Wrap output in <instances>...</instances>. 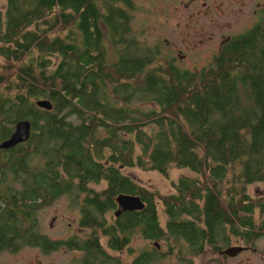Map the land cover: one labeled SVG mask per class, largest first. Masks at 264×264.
Instances as JSON below:
<instances>
[{
    "label": "trees",
    "instance_id": "trees-1",
    "mask_svg": "<svg viewBox=\"0 0 264 264\" xmlns=\"http://www.w3.org/2000/svg\"><path fill=\"white\" fill-rule=\"evenodd\" d=\"M1 1L0 142L19 120L32 128L26 142L0 149V252L51 244L82 250L72 264H125L100 242L101 231L112 250L126 240L105 223H90L99 235L88 239L49 241L40 212L66 194L76 206L87 194L91 220L114 209L121 193L143 198V210L128 215L151 239L164 236L161 199L167 233L186 242L185 253L189 246L200 254L227 227L239 234L241 199L222 195L232 183L264 182V14L191 71L160 60L161 49L133 32L134 0ZM41 98L53 108L38 107ZM132 166L194 176L174 180V192L162 196L124 173ZM103 180V189L90 186ZM246 211L251 235H264V216L255 221L253 204Z\"/></svg>",
    "mask_w": 264,
    "mask_h": 264
},
{
    "label": "rangeland",
    "instance_id": "rangeland-1",
    "mask_svg": "<svg viewBox=\"0 0 264 264\" xmlns=\"http://www.w3.org/2000/svg\"><path fill=\"white\" fill-rule=\"evenodd\" d=\"M194 1V0H193ZM207 1L205 7L203 2ZM136 9L133 12V32L146 45L158 46L160 49V60L171 58L167 52L169 47L174 44L179 45L180 50L175 51L177 58L180 53H185L190 48L195 39L199 40V46L196 52L191 54L188 63L189 67L208 64L212 57L219 51V40L224 37L242 33L254 24L258 14L254 9L257 0H198L194 3L190 0H134ZM188 3V5H187ZM192 3V4H191ZM216 4L222 5L220 13L215 9ZM264 4V0L263 3ZM6 5L5 1L0 2V9ZM203 11L201 16H197V11ZM201 38H208L207 43L200 41ZM175 47V46H174ZM173 57V56H172ZM3 59H1L2 61ZM182 65V62L179 64ZM147 108V106H144ZM124 173L145 188L157 190L162 196L174 192L172 182L180 177L194 176L189 168H171L167 174L156 170H146L139 166L126 167ZM194 178V177H192ZM235 178H229L227 181H233ZM107 181L103 180L99 184L90 185L96 189H103ZM240 184L226 185L224 195L229 193H239ZM248 192L255 196L264 192V182H255L249 185ZM158 204V213L161 224L165 226L167 216L164 211L161 199ZM75 206V205H74ZM69 195H65L56 200L53 204L46 205L40 212V224L42 231L52 239H63L75 234L86 235L87 230L79 228L80 221L78 217V208L74 207ZM112 218H110L111 220ZM52 223V225H51ZM102 242L106 243V238L101 231ZM162 250L169 251V244L177 247L175 241L166 242L159 240ZM156 242L145 239L140 231H136L131 239L130 246L132 252L123 249L118 252L122 260L132 261L140 251L156 246ZM258 252L247 254L252 257L248 262L254 264H264L261 249H264V237L254 242ZM173 254H177L174 249ZM167 251V252H168ZM77 255L76 252L66 248H60L45 254L36 247H24L17 252L1 251L0 264H69ZM214 254L209 249L206 254V260H193L194 264H225L223 260H209ZM168 260H161L163 264H186L181 260H170L172 254H166ZM227 264H239V260H226ZM157 264V263H152Z\"/></svg>",
    "mask_w": 264,
    "mask_h": 264
},
{
    "label": "flooded vegetation",
    "instance_id": "flooded-vegetation-1",
    "mask_svg": "<svg viewBox=\"0 0 264 264\" xmlns=\"http://www.w3.org/2000/svg\"><path fill=\"white\" fill-rule=\"evenodd\" d=\"M192 1V3L198 1V0H190ZM257 4L255 6V13L258 14L257 19L254 21V24L256 22L259 21V19L261 18V16L264 14V4L263 0H257ZM243 2V0H242ZM191 3V4H192ZM188 5V3H187ZM207 5V1H204L202 6L205 7ZM222 8V5L216 4L215 9L217 10L218 13L222 14L220 12V9ZM197 16H201L203 11L201 9H199L197 12ZM253 24V25H254ZM252 25V26H253ZM251 26V27H252ZM250 28V27H248ZM247 28V29H248ZM229 37V36H227ZM224 37L223 39L219 40V46L222 45V43L224 42V40L227 38ZM201 42L203 43H207L209 40L208 38H201L200 39ZM199 40L195 39V41L192 43L190 48H187L185 53H180L179 56L180 58H183L186 63H188L189 58L191 57V54L196 52V47L199 46ZM175 46V47H174ZM162 50V49H161ZM180 50L179 45L174 44L172 47H169L167 49V52L172 55L171 58L173 60L176 61V63L179 65L182 62V65L180 66V68L183 69H187V70H199L201 69V67L205 66L206 63L202 64L201 66H197L194 63H192V65L194 67H189L185 64L184 60H180L179 58H177L176 54L174 53L175 51ZM181 51V50H180ZM240 192L237 194V199H241L239 207H238V227H239V234H230L229 233V228L227 227V232L228 235L227 237H222L220 239L217 240V242L214 243H207L206 241L204 242V249L200 254H193V252L190 251L189 246L186 247V252L182 251L181 246L186 245V242L184 240H179L176 241L174 238L169 237L170 235L167 233V223H168V215L167 216V220H166V224L165 226H163L161 224L160 218H159V213H158V204L160 201H157L156 203V207H157V217L159 220V224L160 227L162 228L163 232H164V236H162L161 238L158 239H151L149 237H147L144 234V222L141 219L137 220V223H134V219L132 215H128L129 212H134V211H140L143 209H124L122 206H120V204L118 203V201L115 199V208L114 209H100V215H96L95 218H89L87 217V215H90V209L87 208L85 200H86V193H82L79 195V206H73L78 208V217H79V221H80V225L79 228L81 230H87L86 235H79V234H75L80 236L83 239H88L91 237V234L93 232H95L96 234L99 235V233L97 231H92L90 228L93 224H101V223H105L106 227H112L117 231V235L121 240H125L124 243V247L120 250H112L109 246V236H105L104 238H106V243L104 244L102 242V237L99 235L100 238V242L103 246V248L109 252L114 254L115 256L119 257L121 259V257L118 255V252L123 250V249H127L129 252L133 251V248L130 246V239L132 237V235L136 232V231H140V233L142 234V236L147 239V240H151V242H156V246L145 249L143 251H140L137 256L130 262L122 260V262H124L125 264H152V263H157V264H163L161 263V260H168L166 254H172L170 260H181L182 262L186 263V264H194L193 260H206V254L207 251L210 249L211 252L214 254L209 260H223L225 261V264H227L226 260H239V264H254L251 262H248L247 260H252V257L249 254H253L255 252H258L257 247L254 245V242L257 241L258 239L264 237V235L262 233H260V231L258 230V228L254 229L255 234L251 235L250 232V227H248V225L246 224V220L247 217H249V213L246 211V206L249 204H253L255 205V212L253 214V217L255 219V221L260 222L261 219L263 218V214L261 213V206L264 205V192L261 194H257L255 196H252L249 192H248V188L249 185L247 186L240 184ZM67 195V194H66ZM65 196V195H63ZM229 199V194L226 195H222V200H228ZM141 200L145 203L146 202L143 200V198H141ZM54 203V202H53ZM51 203V204H53ZM231 211V210H230ZM232 212V211H231ZM104 215L105 218H101V216ZM110 218H112L110 220ZM90 223H92V225H89ZM52 225V223H51ZM249 231V232H248ZM124 233H126L124 235ZM72 236H68L67 238H63V239H52L49 235H47L49 241H52L53 243H56V241H68L71 239ZM168 238V240H167ZM159 240H165L166 242H170V241H175L176 243H178V246H172L169 244L170 248L169 251L168 250H162L161 245H159L157 242ZM240 247L241 251H239L237 254L235 255H229L224 253V250L229 248V247ZM56 245L55 246H49V248L47 250H44L40 247H36L38 249H41L45 254H50L52 251H55L57 249L60 248H66L68 250V247L63 246V247H59L56 249ZM174 249H177V254H173L174 253ZM73 252H76L77 255L71 260V262L69 264H72L73 260L75 259H80L83 257L84 253L82 252V250H72ZM168 251V252H167ZM260 254L262 255V260H264V249H261Z\"/></svg>",
    "mask_w": 264,
    "mask_h": 264
},
{
    "label": "water",
    "instance_id": "water-1",
    "mask_svg": "<svg viewBox=\"0 0 264 264\" xmlns=\"http://www.w3.org/2000/svg\"><path fill=\"white\" fill-rule=\"evenodd\" d=\"M36 104L40 108L51 110L53 103L50 99L41 98L36 101ZM32 122L28 119H22L15 123L14 130L10 137L0 142V149L14 148L20 143L26 142L31 136ZM116 200L124 209H142L145 203L139 196L134 194L121 193L116 197ZM241 251L240 247H229L224 250V253L229 255H235Z\"/></svg>",
    "mask_w": 264,
    "mask_h": 264
}]
</instances>
